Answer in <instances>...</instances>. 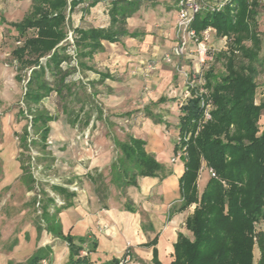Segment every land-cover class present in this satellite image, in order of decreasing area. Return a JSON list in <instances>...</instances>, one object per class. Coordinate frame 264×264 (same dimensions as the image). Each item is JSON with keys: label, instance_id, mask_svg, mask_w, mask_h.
<instances>
[{"label": "trees", "instance_id": "16d2710c", "mask_svg": "<svg viewBox=\"0 0 264 264\" xmlns=\"http://www.w3.org/2000/svg\"><path fill=\"white\" fill-rule=\"evenodd\" d=\"M99 1L103 0H31L27 14L19 21L8 22L20 42L10 52L16 77L21 80V76H25L22 96L25 109H19V113L24 117L25 111L31 115L32 135L26 127L16 135L22 170L20 181L34 191L32 204L38 202L41 210L38 229L43 228L67 242L66 264H91L87 253L95 246L81 253L83 238L62 234L57 216L70 205L72 193L60 184H50V190L61 197L62 203L58 204L55 197L40 186L30 160L42 163V171L51 169L53 163L47 143L48 123L53 116L40 106L51 92H56L61 99L59 106L71 125L88 124L89 115L80 118L66 100L73 94V83L67 81L71 69H62L60 64L70 58L64 39L71 12L79 3L85 2L91 7ZM104 1L108 4V27L73 28L79 66L83 65L84 58H90L101 48V40L114 42L127 34L124 28L127 17L144 3L155 5L157 2ZM257 6V0H229L220 9L203 8L192 22L196 32L211 27L218 36H227L230 42L225 51L215 56L225 58L224 72L216 75L208 68L203 73L204 92L199 93L196 86L179 106L174 153L184 147V154L181 156L183 172L179 177L180 203L175 210L195 206L185 219L192 239L178 234L170 264H264V228L258 226L264 222V121L262 127L258 126L264 101L255 103L254 81V57L260 45L255 19ZM0 21L5 22L3 18ZM201 101L210 104L208 119H204L205 106ZM115 144L119 153L110 164L109 182L120 192L128 185H135L137 177L156 176L162 171V165L144 150L143 140L128 135L123 141L115 140ZM30 146L35 147L38 156L28 153ZM202 163L213 175H209L198 193L196 182ZM91 179L99 200H105L108 189L101 174ZM254 246L259 251L256 261ZM49 252V247L37 248L26 264H40ZM105 264H119V260L113 258Z\"/></svg>", "mask_w": 264, "mask_h": 264}, {"label": "crops", "instance_id": "0c3cea01", "mask_svg": "<svg viewBox=\"0 0 264 264\" xmlns=\"http://www.w3.org/2000/svg\"><path fill=\"white\" fill-rule=\"evenodd\" d=\"M107 6L104 0L91 7L79 3L69 16L72 26L68 32L72 31L73 42L64 39L70 58L60 66L71 69L67 81L73 83V94L66 100L80 118L89 115L88 124L71 125L62 107V118L46 110L53 116L48 123V135L57 145L55 152L48 146L53 156L51 169L65 177L60 185L72 193L70 205L57 218L63 235L83 238L81 253L94 244V250L87 253L91 264L120 260L127 243L131 245L130 260L125 264H170L178 234L190 236L185 219L194 208L192 204L182 211L175 210L180 203L183 163L181 159L172 162L171 158L184 86L179 74L162 56L174 44L176 0H157L155 5L144 3L127 17L124 24L127 34L114 42L101 40V48L90 58H84L79 66L73 28L108 27ZM53 96L58 98L56 102H62L54 91L41 102ZM87 128L91 134L88 146L77 138ZM128 135L144 141V150L162 165V171L156 176L137 177L135 185L120 192L109 182V167L119 153L115 140L123 141ZM1 149L3 162L16 156L17 152L7 142ZM18 155L20 172L12 173L7 165L0 180L3 186L22 183ZM99 173L108 189L103 201L99 200L91 179ZM208 177L207 167L202 163L196 182L198 193ZM72 184L77 189H71ZM37 224L30 227L33 233L29 231V240L18 238L4 249L0 247V264H26L37 248L44 247H49L50 252L40 264H66L68 245L62 238L49 233L53 236L51 244L35 245L36 236L45 230L38 229ZM259 226L264 228V222Z\"/></svg>", "mask_w": 264, "mask_h": 264}, {"label": "rangeland", "instance_id": "374dc122", "mask_svg": "<svg viewBox=\"0 0 264 264\" xmlns=\"http://www.w3.org/2000/svg\"><path fill=\"white\" fill-rule=\"evenodd\" d=\"M257 2V15L255 19L260 38V45L256 56L254 57V65L256 68L254 73V81L256 83L255 103H260L264 101V0H257ZM30 5L31 0H0V18H3L5 21H0V153L3 152L1 147L5 144V142H7L17 152L16 156L20 153V148L17 146L18 140L15 136V133L16 135L20 134L22 129L26 127L29 135H32L30 127L31 115L26 111L25 117L19 113V109H25V104L22 100L25 76H21V80L16 78L15 62L11 59L10 52L20 42L17 41L16 32L7 23L22 18L25 14H27V12H29ZM71 26V18H69L65 26L67 33L68 30H71ZM29 33H31V31H29ZM65 40H67V38H65ZM225 40L227 44H225ZM229 42L230 41H228L227 36L226 39H223L222 36H218L216 34L215 30L210 32L208 44L214 49L215 52L214 58L210 63V67L213 69L216 75H220L224 72L225 58L223 56L216 58L215 56L219 51H225L229 46ZM245 43L249 45V42ZM237 59L240 60L239 55H237ZM187 63L191 65L190 60H185V65ZM25 71L27 72V70ZM205 71L206 70H202L203 73ZM22 74H24V71ZM192 74L195 73L193 72ZM78 93L80 94L79 97L84 99V95L81 93V91H78ZM55 99L58 100L56 96L48 97L40 103V106L45 108L50 114L54 116L57 115L62 118L64 114L61 113L59 103L58 101L56 102ZM69 105L71 106V104ZM86 106L87 105L84 107ZM263 121L264 108L261 110L258 126L262 127ZM30 136L28 140H30ZM77 138L83 140L85 145H91V134L88 128L85 129L81 135H78ZM47 143L52 151L57 148V145L53 141L51 134L47 137ZM28 153L32 156H38L39 154L33 146H30ZM117 153L118 151L115 153V155ZM16 156H13L10 160H6V162L1 161L0 159V180L4 176L7 165L10 170H13L12 173L15 174L20 172L18 169V162H16ZM30 164L31 170L34 176L38 179L40 186L43 187L50 196L55 197V200L58 199L59 201H62L61 197L54 194L50 190L49 186L53 183L62 184L65 177H61L60 173L54 171L53 169H45L42 171V163L36 164L33 158H31ZM202 170L204 171V169ZM70 188L75 190L77 189V185L72 184ZM33 195L34 191H27L24 185L19 181L12 182L8 186H3V184L0 182V244H4L3 246H0L1 249H4V247L6 248L9 243L12 244L17 242L18 238L24 240L30 239V232L33 230L30 227H34V224L38 222L41 211L38 202L32 204L31 198ZM36 198H39V195ZM188 232V235L190 234V236H185L189 239H192L191 232L189 230ZM52 239L53 236L43 230L36 236L35 245L40 243L45 245L51 244ZM258 254L259 251L257 247L254 246V261H256ZM44 262L47 263V261ZM17 264H23V262ZM42 264L45 263L42 262Z\"/></svg>", "mask_w": 264, "mask_h": 264}, {"label": "built area", "instance_id": "2783aa9c", "mask_svg": "<svg viewBox=\"0 0 264 264\" xmlns=\"http://www.w3.org/2000/svg\"><path fill=\"white\" fill-rule=\"evenodd\" d=\"M229 0H176V17L174 24V44L166 51L162 59L164 62L173 66L179 74L184 86L183 100L179 105L185 102L191 96L192 89L198 86L199 93L204 92L202 84L204 82L202 70H207L210 67L215 52L208 44L210 32L213 28L207 27L200 32H196L192 27V22L195 15L203 8L220 9L225 2ZM67 40L72 44V32L67 33ZM226 39V36H222ZM225 44L226 40H225ZM185 60H190V63L185 65ZM192 70V71H191ZM195 74H192V73ZM201 105L205 106L204 119L209 118V103L201 101ZM178 137L176 138V142ZM184 154V147L179 148L171 158V161L180 160ZM209 175H213V171L208 168ZM58 204L62 201L56 199ZM130 243L126 244L125 251L119 260V264H125L130 260Z\"/></svg>", "mask_w": 264, "mask_h": 264}]
</instances>
